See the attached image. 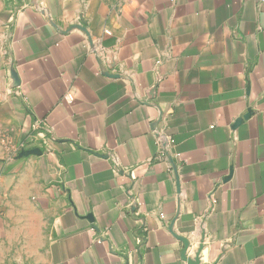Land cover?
<instances>
[{"label":"crops","instance_id":"crops-1","mask_svg":"<svg viewBox=\"0 0 264 264\" xmlns=\"http://www.w3.org/2000/svg\"><path fill=\"white\" fill-rule=\"evenodd\" d=\"M194 259L264 264V0H0V264Z\"/></svg>","mask_w":264,"mask_h":264},{"label":"built area","instance_id":"built-area-1","mask_svg":"<svg viewBox=\"0 0 264 264\" xmlns=\"http://www.w3.org/2000/svg\"><path fill=\"white\" fill-rule=\"evenodd\" d=\"M47 128L45 123L38 124L31 132L24 138L22 142L16 144L10 148L8 154L9 159L22 157L26 152L39 150L40 152H49L50 145L54 142V139L46 135ZM156 146L158 157L167 158L171 148V140L164 134L155 131ZM214 203V202H212Z\"/></svg>","mask_w":264,"mask_h":264},{"label":"water","instance_id":"water-1","mask_svg":"<svg viewBox=\"0 0 264 264\" xmlns=\"http://www.w3.org/2000/svg\"><path fill=\"white\" fill-rule=\"evenodd\" d=\"M34 153H40V151H39V150L29 151V152H26V153L24 154V156H26V155H28V154H34ZM178 239L184 244V252H183V254H184V253H186V250H187V248H188V244L186 243L185 240H183V239H181V238H178ZM187 263H188V264H198V261H197V259H194V260H188Z\"/></svg>","mask_w":264,"mask_h":264}]
</instances>
